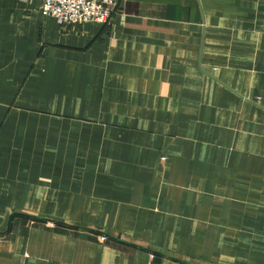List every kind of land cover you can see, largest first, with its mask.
Masks as SVG:
<instances>
[{
  "label": "crops",
  "instance_id": "0c3cea01",
  "mask_svg": "<svg viewBox=\"0 0 264 264\" xmlns=\"http://www.w3.org/2000/svg\"><path fill=\"white\" fill-rule=\"evenodd\" d=\"M41 6L0 0V264H264V0Z\"/></svg>",
  "mask_w": 264,
  "mask_h": 264
},
{
  "label": "built area",
  "instance_id": "2783aa9c",
  "mask_svg": "<svg viewBox=\"0 0 264 264\" xmlns=\"http://www.w3.org/2000/svg\"><path fill=\"white\" fill-rule=\"evenodd\" d=\"M119 0H42L41 12L62 26L86 22L107 23Z\"/></svg>",
  "mask_w": 264,
  "mask_h": 264
}]
</instances>
